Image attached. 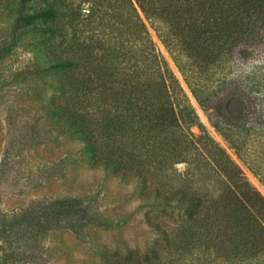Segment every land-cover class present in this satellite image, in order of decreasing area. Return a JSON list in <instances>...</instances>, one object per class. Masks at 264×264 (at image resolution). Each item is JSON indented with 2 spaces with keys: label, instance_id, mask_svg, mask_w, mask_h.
<instances>
[{
  "label": "trees",
  "instance_id": "obj_1",
  "mask_svg": "<svg viewBox=\"0 0 264 264\" xmlns=\"http://www.w3.org/2000/svg\"><path fill=\"white\" fill-rule=\"evenodd\" d=\"M18 1L17 30L52 46L58 39L52 66L63 80L51 101L58 118L82 139L92 165L137 180L160 201L161 216L146 213L153 245L129 251L124 262L102 253V263L264 264V200L208 135L140 16L205 111L236 78L232 51L264 31V0ZM246 78L248 91L264 92V65ZM244 121L211 124L264 185V168L242 157L255 134ZM58 208L86 222L85 207Z\"/></svg>",
  "mask_w": 264,
  "mask_h": 264
},
{
  "label": "rangeland",
  "instance_id": "obj_2",
  "mask_svg": "<svg viewBox=\"0 0 264 264\" xmlns=\"http://www.w3.org/2000/svg\"><path fill=\"white\" fill-rule=\"evenodd\" d=\"M18 8V0H0V264H103L102 253L124 262L129 251L133 256L146 252L157 237L146 213L161 216L160 201L153 192L143 193L137 180H123L92 165L82 139L51 104L63 80L52 66L58 39L52 46L37 33L17 30ZM140 16L208 135L264 200V185L211 124L251 122L246 127L255 132L253 142L242 157L255 158L264 168V92L251 93L245 82L251 70L264 65V31L232 51L236 78L203 111L155 31ZM254 101L258 103L250 105ZM191 133L200 134L196 127ZM177 169L182 171L184 165ZM69 202L87 209L86 222L68 218L58 208ZM171 205L175 217L183 214L179 205Z\"/></svg>",
  "mask_w": 264,
  "mask_h": 264
}]
</instances>
